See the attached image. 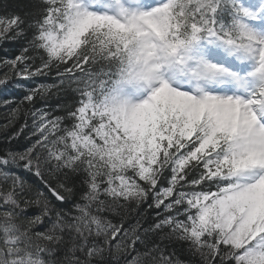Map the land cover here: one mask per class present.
Segmentation results:
<instances>
[{"label": "snow or ice", "instance_id": "1", "mask_svg": "<svg viewBox=\"0 0 264 264\" xmlns=\"http://www.w3.org/2000/svg\"><path fill=\"white\" fill-rule=\"evenodd\" d=\"M0 46V264H264V0H11Z\"/></svg>", "mask_w": 264, "mask_h": 264}, {"label": "trees", "instance_id": "2", "mask_svg": "<svg viewBox=\"0 0 264 264\" xmlns=\"http://www.w3.org/2000/svg\"><path fill=\"white\" fill-rule=\"evenodd\" d=\"M3 2H11V0H0V3H3ZM0 47H3V52L14 51V49H12V48L4 47V46H0ZM3 52H0V55H3ZM45 82L51 83L52 80L48 79ZM13 94H14V92L12 89H9L7 92L0 90V100L4 99L6 97H11ZM4 112H5V109L0 108V122L4 121ZM21 122H22V120H21Z\"/></svg>", "mask_w": 264, "mask_h": 264}, {"label": "bare ground", "instance_id": "3", "mask_svg": "<svg viewBox=\"0 0 264 264\" xmlns=\"http://www.w3.org/2000/svg\"><path fill=\"white\" fill-rule=\"evenodd\" d=\"M16 92H18V91H16ZM16 92H14V94H13V95H15V93H16ZM17 98H18V97H17Z\"/></svg>", "mask_w": 264, "mask_h": 264}]
</instances>
